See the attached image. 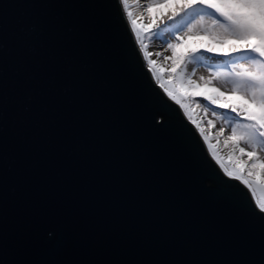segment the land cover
I'll use <instances>...</instances> for the list:
<instances>
[{
  "label": "snow or ice",
  "instance_id": "6c2138e0",
  "mask_svg": "<svg viewBox=\"0 0 264 264\" xmlns=\"http://www.w3.org/2000/svg\"><path fill=\"white\" fill-rule=\"evenodd\" d=\"M157 4L172 7L152 16L151 23L137 26L136 34L167 17L174 35L168 43L169 59L178 71L175 80H164L158 62L149 57L155 79L204 141L212 138L193 116L196 97L217 106L214 116L223 109L231 121L230 131L221 127L219 133L233 153L251 158L246 162L252 167L243 171L235 163L225 164L217 147L209 143L228 179L214 178L204 174L194 147L181 149L184 182L202 193L211 209L212 219L198 243H144L130 238L125 243L101 244L71 235L62 213L36 202L26 208L15 241L9 242L0 227V264H264V196L246 200L231 184L236 177L252 192L260 188L264 193V180L250 174L264 165V0H145V14L150 15ZM108 6L107 0H3L0 4V189L6 187L18 159L11 146L14 128L22 122L43 125L63 118L83 132L100 72L116 68L123 74L131 65L132 54L119 45L117 20L103 18L101 29L99 18L90 14ZM82 58L91 63L82 64ZM189 61L206 64L212 75L192 79L185 74ZM217 80L231 86L217 87ZM61 89L67 95H61ZM192 89L203 90L185 91ZM164 107L163 98L142 86L132 97V122L141 132L178 143L180 129ZM206 180L213 184L206 186ZM53 221L54 229H44ZM41 229L47 232L44 239L39 238Z\"/></svg>",
  "mask_w": 264,
  "mask_h": 264
},
{
  "label": "water",
  "instance_id": "95a60500",
  "mask_svg": "<svg viewBox=\"0 0 264 264\" xmlns=\"http://www.w3.org/2000/svg\"><path fill=\"white\" fill-rule=\"evenodd\" d=\"M3 0H0V4ZM90 10L99 18L114 17L122 51L132 54L123 74L116 68L100 72L96 94L87 105L83 132L63 119L43 125L21 123L11 133L17 162L0 189V227L15 241L26 208L36 202L54 207L66 218L71 235L114 245L135 239L144 243H198L212 217L203 194L186 186L181 149L195 148L204 174L227 178L211 156L195 125L158 84L148 67L120 0ZM103 36V33H100ZM82 58V64H90ZM149 86L163 98L179 127V142L164 141L141 132L132 122L135 90ZM61 95H67L63 89ZM211 186L213 180L204 181ZM231 184L254 201L238 178ZM55 221L44 229L52 230ZM41 229L39 238L47 232Z\"/></svg>",
  "mask_w": 264,
  "mask_h": 264
},
{
  "label": "rangeland",
  "instance_id": "374dc122",
  "mask_svg": "<svg viewBox=\"0 0 264 264\" xmlns=\"http://www.w3.org/2000/svg\"><path fill=\"white\" fill-rule=\"evenodd\" d=\"M144 3L145 0H127V3H121L123 6L124 13L126 14V17L129 23L131 24V27L135 32V34H136L137 26L144 23H151L152 16L161 14L167 9L172 7V5L157 4L153 6L151 14L146 15L145 14L146 9L144 7ZM129 13H131V15H129ZM134 19L137 21L136 26L132 24V21ZM168 23H169L168 18L162 17L160 20L156 22L154 26L161 30L160 35L156 36L154 39H150L148 35L143 36L142 34H140L139 36H137L136 34L137 36L136 39L139 47L142 48L143 50L146 63L149 60V57H151L152 60L157 61L158 70L161 73V78L164 80H169L170 82V80L171 81L173 80L172 77H174V74L172 73V70L174 68L172 67V61L169 59V57L172 56V52L168 48V43L172 39H174V35L172 34L171 29L167 27ZM141 40H143L144 42L143 44L140 43ZM147 65L150 68V71L155 79V73L152 71V68L148 63ZM185 74L191 76L192 79L197 81H200L201 78L206 79L207 77L212 75V73L209 72L206 64L197 63L194 61H189L185 65ZM155 81L158 84H160L158 80L155 79ZM215 84L217 87H221V88H229L231 86L230 84L222 80L215 81ZM207 108H208L207 111H205V109L202 107V103L194 104L193 116L199 118L202 121L203 126L206 127L208 130L209 137L212 138L210 142L204 141L206 143L209 153L211 154V148L209 147V143H211L212 145H215L217 147L218 154L224 159L225 164L235 163V166L237 168H240L243 171H247V169L252 167V165H250L246 161L250 160L251 158L247 157L246 154L244 153H233L230 147L228 146V144L225 143L224 134L219 133V129L221 127H223L226 132L230 131L229 124L231 123V121L225 115L227 113L223 109H220L217 112V114L214 116L213 111L216 110L217 106L215 108L213 107L212 109L209 107ZM185 115L187 116L186 113ZM208 120H212L214 121V123L211 125L207 124ZM212 157L215 159L214 156ZM215 161L223 170V166L220 164V162L217 161L216 159ZM250 174L254 175L257 181L264 180V165H257L256 171ZM249 190L252 192L251 189ZM252 194L255 199L257 196H264V193L261 192L260 188H257L256 192H252Z\"/></svg>",
  "mask_w": 264,
  "mask_h": 264
},
{
  "label": "trees",
  "instance_id": "16d2710c",
  "mask_svg": "<svg viewBox=\"0 0 264 264\" xmlns=\"http://www.w3.org/2000/svg\"><path fill=\"white\" fill-rule=\"evenodd\" d=\"M141 34L143 35V36H146V35H148V37L150 38V39H154L156 36H158V35H160L161 34V30L159 29V28H156V27H154V28H151V29H148V30H146V31H141ZM178 71V69H173L172 70V73L174 74V77H172L173 78V80H175L176 79V76H175V73ZM172 74V75H173ZM170 82H171V80H170ZM203 89H199V90H196V89H192V90H185V91H193V92H195V91H202ZM196 101H198L197 103H195V104H198V103H202V107L205 109V111H207V107H209V108H215L216 106H213V105H210V102H206L205 100H203L202 98H200V97H196ZM226 116H227V114H225ZM228 117V116H227Z\"/></svg>",
  "mask_w": 264,
  "mask_h": 264
},
{
  "label": "bare ground",
  "instance_id": "6f19581e",
  "mask_svg": "<svg viewBox=\"0 0 264 264\" xmlns=\"http://www.w3.org/2000/svg\"><path fill=\"white\" fill-rule=\"evenodd\" d=\"M123 7V6H122ZM124 11V10H123ZM141 52H142V55H143V57H144V53H143V50H142V48H141ZM144 59H145V57H144ZM212 156V155H211ZM242 182V181H241ZM243 183V182H242ZM248 188V187H247ZM249 189V188H248ZM250 193H251V195H252V197H253V194H252V192L250 191ZM253 199H254V201H255V198L253 197Z\"/></svg>",
  "mask_w": 264,
  "mask_h": 264
}]
</instances>
